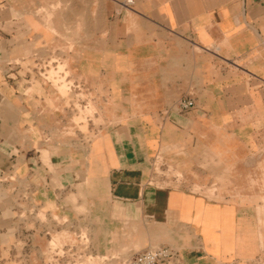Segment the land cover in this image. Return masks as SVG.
<instances>
[{"label": "crops", "instance_id": "0c3cea01", "mask_svg": "<svg viewBox=\"0 0 264 264\" xmlns=\"http://www.w3.org/2000/svg\"><path fill=\"white\" fill-rule=\"evenodd\" d=\"M126 1L0 0V244L22 200L99 253L264 264V0Z\"/></svg>", "mask_w": 264, "mask_h": 264}, {"label": "rangeland", "instance_id": "374dc122", "mask_svg": "<svg viewBox=\"0 0 264 264\" xmlns=\"http://www.w3.org/2000/svg\"><path fill=\"white\" fill-rule=\"evenodd\" d=\"M50 74L53 76L57 72L52 69ZM65 88H67L66 84L64 85ZM84 132L85 134L87 133V131ZM86 135L93 136V133ZM82 147L85 149L84 146ZM158 171H164L167 175L171 173L170 170L160 169L157 166ZM15 181L16 178L11 177L8 186L4 188L1 186V191L5 189L4 192L7 193L9 198L12 196V191H15L14 189L17 187ZM20 184H23V181ZM209 195L212 196V194ZM18 205H20L19 210H17L20 226L18 225L17 230L21 231L22 225L23 228L28 229V233L34 232L32 237L34 246L31 247L29 244L30 240H26L23 237L25 234L23 232L26 231L22 228L23 232L18 236L16 235V241L15 237L10 235L0 244V264H122L123 260L131 255L129 254L130 252L141 250L134 249L113 254L96 252L91 242L94 227L87 223L74 226L71 217L62 216L58 213L55 203H50L47 206L51 209V213H48L46 209H41L36 202L29 204L19 200ZM49 219L56 222L54 224L51 223L48 225V229L44 228L45 231H42L41 224L49 223ZM63 219H67L66 224L60 230L56 223H61ZM47 230L49 231L47 235L50 238V242L48 248L43 249L44 243H42L41 237L43 232L45 233ZM28 245L29 248L24 250Z\"/></svg>", "mask_w": 264, "mask_h": 264}, {"label": "built area", "instance_id": "2783aa9c", "mask_svg": "<svg viewBox=\"0 0 264 264\" xmlns=\"http://www.w3.org/2000/svg\"><path fill=\"white\" fill-rule=\"evenodd\" d=\"M132 2V0L126 1L128 4ZM193 105L194 100L191 97H182L177 101V107L180 111H185ZM172 255V250L166 246H150L129 255L123 260L122 264H160L167 261Z\"/></svg>", "mask_w": 264, "mask_h": 264}]
</instances>
